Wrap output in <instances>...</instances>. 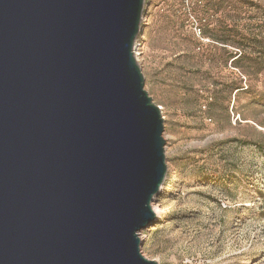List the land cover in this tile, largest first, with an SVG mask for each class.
I'll return each mask as SVG.
<instances>
[{
  "label": "water",
  "instance_id": "obj_1",
  "mask_svg": "<svg viewBox=\"0 0 264 264\" xmlns=\"http://www.w3.org/2000/svg\"><path fill=\"white\" fill-rule=\"evenodd\" d=\"M145 0H0V264H157L167 173Z\"/></svg>",
  "mask_w": 264,
  "mask_h": 264
},
{
  "label": "rangeland",
  "instance_id": "obj_2",
  "mask_svg": "<svg viewBox=\"0 0 264 264\" xmlns=\"http://www.w3.org/2000/svg\"><path fill=\"white\" fill-rule=\"evenodd\" d=\"M203 24L247 37V73ZM136 53L167 164L142 253L157 264H264V0H145Z\"/></svg>",
  "mask_w": 264,
  "mask_h": 264
},
{
  "label": "trees",
  "instance_id": "obj_3",
  "mask_svg": "<svg viewBox=\"0 0 264 264\" xmlns=\"http://www.w3.org/2000/svg\"><path fill=\"white\" fill-rule=\"evenodd\" d=\"M201 20L202 18L200 21ZM200 32L203 36L208 37L213 42L229 45L234 48V50L229 53V58L232 60L233 66L236 68H241L243 72H248L247 70L249 65H244V63H241L246 59L248 54L247 50L249 45L246 43L247 37L243 35L242 32H240L236 25L232 26L228 31H221L220 34L217 31L210 29L209 25L203 24ZM260 64L261 68H264V61L260 62ZM238 88L239 87H236L235 89Z\"/></svg>",
  "mask_w": 264,
  "mask_h": 264
}]
</instances>
